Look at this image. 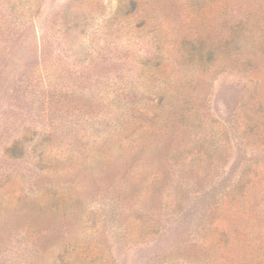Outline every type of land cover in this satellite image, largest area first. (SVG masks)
Returning a JSON list of instances; mask_svg holds the SVG:
<instances>
[{"label":"rangeland","instance_id":"1","mask_svg":"<svg viewBox=\"0 0 264 264\" xmlns=\"http://www.w3.org/2000/svg\"><path fill=\"white\" fill-rule=\"evenodd\" d=\"M0 264H264V0H0Z\"/></svg>","mask_w":264,"mask_h":264}]
</instances>
